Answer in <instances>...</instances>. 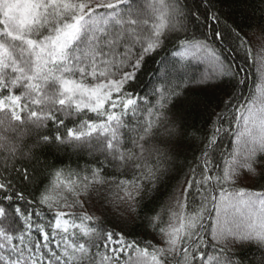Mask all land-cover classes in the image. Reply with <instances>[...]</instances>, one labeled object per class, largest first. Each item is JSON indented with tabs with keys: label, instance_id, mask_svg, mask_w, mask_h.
<instances>
[{
	"label": "snow or ice",
	"instance_id": "6c2138e0",
	"mask_svg": "<svg viewBox=\"0 0 264 264\" xmlns=\"http://www.w3.org/2000/svg\"><path fill=\"white\" fill-rule=\"evenodd\" d=\"M254 2L0 0V264H264Z\"/></svg>",
	"mask_w": 264,
	"mask_h": 264
},
{
	"label": "trees",
	"instance_id": "16d2710c",
	"mask_svg": "<svg viewBox=\"0 0 264 264\" xmlns=\"http://www.w3.org/2000/svg\"><path fill=\"white\" fill-rule=\"evenodd\" d=\"M250 2H252V0H250ZM257 6H258V0H255V2L252 3V8L254 9ZM233 10L239 12L240 11V8H234ZM249 10H252V9H249ZM255 15L258 18L259 17V12H256ZM81 163H83V161H81Z\"/></svg>",
	"mask_w": 264,
	"mask_h": 264
}]
</instances>
